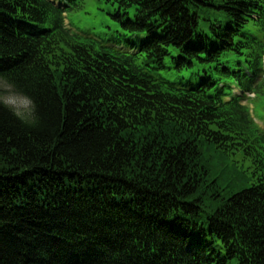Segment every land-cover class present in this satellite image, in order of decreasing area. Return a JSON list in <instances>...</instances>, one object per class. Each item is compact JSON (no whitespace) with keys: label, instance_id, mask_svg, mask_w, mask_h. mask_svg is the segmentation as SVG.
<instances>
[{"label":"trees","instance_id":"1","mask_svg":"<svg viewBox=\"0 0 264 264\" xmlns=\"http://www.w3.org/2000/svg\"><path fill=\"white\" fill-rule=\"evenodd\" d=\"M73 1L0 0V264H264V0H123L115 47Z\"/></svg>","mask_w":264,"mask_h":264},{"label":"rangeland","instance_id":"2","mask_svg":"<svg viewBox=\"0 0 264 264\" xmlns=\"http://www.w3.org/2000/svg\"><path fill=\"white\" fill-rule=\"evenodd\" d=\"M74 0L66 11V25L71 31L83 37L99 40L103 45L115 47L117 44L126 46L132 32L122 25V21L133 18L135 9L123 0ZM119 14L117 17L118 13ZM248 27V24H247ZM253 29V28H252ZM261 35L263 32L254 30ZM133 40H136L133 37ZM127 43V44H126ZM169 63V59H167ZM264 62V57H263ZM173 71H166L165 75L173 76ZM260 89L246 94L244 103L255 123L264 129V73L260 81ZM0 98L23 117H31L30 102L15 93L11 86L0 79Z\"/></svg>","mask_w":264,"mask_h":264}]
</instances>
